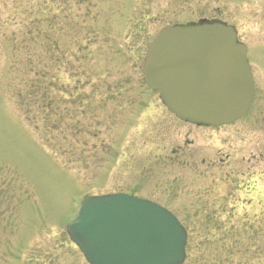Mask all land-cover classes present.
I'll return each mask as SVG.
<instances>
[{
  "label": "rangeland",
  "instance_id": "obj_1",
  "mask_svg": "<svg viewBox=\"0 0 264 264\" xmlns=\"http://www.w3.org/2000/svg\"><path fill=\"white\" fill-rule=\"evenodd\" d=\"M204 20L264 46V0H0V264H87L66 226L83 197L114 193L180 221L184 264H264V158L230 186L201 173L202 155L196 169L182 165L189 158L169 148L196 127L176 122L143 80L159 32ZM93 29L102 57L78 61Z\"/></svg>",
  "mask_w": 264,
  "mask_h": 264
},
{
  "label": "water",
  "instance_id": "obj_2",
  "mask_svg": "<svg viewBox=\"0 0 264 264\" xmlns=\"http://www.w3.org/2000/svg\"><path fill=\"white\" fill-rule=\"evenodd\" d=\"M145 84L180 121L226 126L244 117L254 87L247 47L234 27L201 21L160 32L143 66ZM88 264H184L187 232L166 209L126 194L85 197L67 226Z\"/></svg>",
  "mask_w": 264,
  "mask_h": 264
},
{
  "label": "flooded vegetation",
  "instance_id": "obj_3",
  "mask_svg": "<svg viewBox=\"0 0 264 264\" xmlns=\"http://www.w3.org/2000/svg\"><path fill=\"white\" fill-rule=\"evenodd\" d=\"M261 52H264V46L252 50L247 46L254 94L243 118L231 125L217 128L194 126L175 119L179 124L196 127V136L190 140L188 132L182 144L170 147L169 152L174 157L189 158L182 165L191 167V170L198 167L197 162L191 158L195 155L204 156L200 161V166L204 168L201 173L216 175L223 185H233L239 177L251 180L258 158H264V62L257 61L254 57ZM204 130L213 131L214 135L206 137L204 135L207 132H203Z\"/></svg>",
  "mask_w": 264,
  "mask_h": 264
},
{
  "label": "trees",
  "instance_id": "obj_4",
  "mask_svg": "<svg viewBox=\"0 0 264 264\" xmlns=\"http://www.w3.org/2000/svg\"><path fill=\"white\" fill-rule=\"evenodd\" d=\"M97 17H99V16H97ZM97 17H95L94 18V20L98 23V22H100L99 20L100 19H97ZM36 24H38V23H36ZM33 25H35V24H33ZM36 27V26H35ZM136 32H137V29H135L134 31H131L130 32V36H131V38L132 37H134V36H137V35H135L136 34ZM38 34H39V37H42V29H41V22L39 23V27H38ZM102 32L100 31V30H97V29H93L92 30V32H89L88 33V43H87V45L85 46V47H78V49H77V53H76V57H77V59H78V61H80L81 59V54L82 53H85L87 56H89V57H95V56H98V57H102L101 56V54H100V52L99 51H101L102 49L101 48H103L102 46H101V43H102V41H101V43L100 44H98V46L99 47H97L95 50H92L93 49V46H94V44L95 45H97V40H98V38L100 37V36H102ZM106 34L107 35H110V33L109 32H106ZM26 35L28 36V40L30 39V37H31V40L32 39H34L35 37H34V33H33V31L30 29L27 33H26ZM78 35L80 36H82L83 35V29H79V31H78ZM104 35H105V32H104ZM87 36V35H86ZM28 40L26 39V41L24 42V44L25 43H27L28 42ZM104 43V42H103ZM58 48V47H57ZM117 49L115 50V54H119V53H121V49H120V46L118 45V47H116ZM60 49V48H59ZM123 50V49H122ZM66 52H67V50H65V52H64V54L62 53V55L63 56H65V54H66ZM87 58V57H86ZM84 58H82V60H83ZM87 60H88V58H87ZM99 73H98V76H99V78H101V77H103L104 75L103 74H105V72H103V71H98ZM79 83V82H78ZM38 87V83L37 84H34L33 83V85H32V88L33 89H36ZM33 94V93H32Z\"/></svg>",
  "mask_w": 264,
  "mask_h": 264
}]
</instances>
